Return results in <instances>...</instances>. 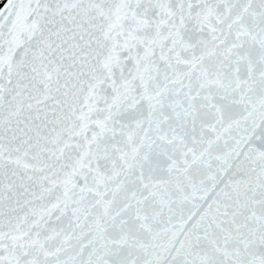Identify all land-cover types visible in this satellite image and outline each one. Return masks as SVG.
Instances as JSON below:
<instances>
[{
	"label": "snow or ice",
	"instance_id": "6c2138e0",
	"mask_svg": "<svg viewBox=\"0 0 264 264\" xmlns=\"http://www.w3.org/2000/svg\"><path fill=\"white\" fill-rule=\"evenodd\" d=\"M0 264H264V0H4Z\"/></svg>",
	"mask_w": 264,
	"mask_h": 264
}]
</instances>
